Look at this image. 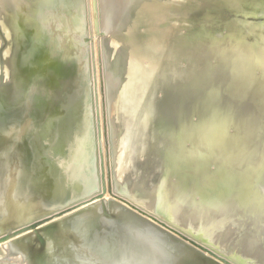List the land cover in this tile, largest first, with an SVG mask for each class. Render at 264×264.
<instances>
[{
	"label": "rangeland",
	"instance_id": "1",
	"mask_svg": "<svg viewBox=\"0 0 264 264\" xmlns=\"http://www.w3.org/2000/svg\"><path fill=\"white\" fill-rule=\"evenodd\" d=\"M27 1L30 3V5H32L34 9L44 10L46 8L45 5L46 3L43 0L40 1L27 0ZM166 1L171 2L172 0H161L162 3H166ZM242 1H244L243 8L237 9L235 12L233 10L234 14L236 15L234 18L236 20H239L242 17L241 20H243L242 22H240L243 23V25L241 26V28L237 29V28H232L233 26H231L230 23L226 26L223 25L220 26V24L217 22L218 18L213 17L212 13L202 12L199 0H177L176 3L171 6V9H169L172 12H170V14H167L166 17H164L165 14L162 15L163 19L157 21L156 23H153V21L151 22L149 18L152 19L154 17V19L157 20L158 18L161 17L158 15V12L155 17V15H151V16L147 15L146 10L147 8H151L155 10L157 5V0H98L97 5L94 0H91L90 1L91 8L85 3L84 0H64V1L56 0L53 3L55 4V6L53 5L54 6L53 8H56V10H60V11L66 9L69 12L74 13L76 16L75 28L69 29L68 31L60 30V41L61 43H64L66 47L64 46V48L62 49L63 51H61L59 54V60H60L59 70L57 71L56 76H53V78L50 77L49 79H43V80L40 77L37 78V76L34 75L25 76V74L28 72L25 71L24 72L25 74H22V77H20L18 83L16 84H14L13 82L10 83L7 76V74L10 73V67L8 65L9 63L8 52L10 51L13 45L12 35L13 37L17 35L20 37L22 36V33L20 32L15 35L17 29H12L11 25L13 24V20L8 17V14L2 15L0 12V28H1L0 30L2 34H5L7 36L6 38L8 39L6 41L7 43L0 40V91L3 93V95H7L8 97L10 95L11 97H13L12 93L18 91V88L23 84V82H28V81L33 86H35L36 89L42 90L45 95H48L47 89L53 87L55 88L56 91L62 90L64 85L66 86L69 82L70 83L75 82V86H77L80 92L79 100L77 99L75 108H73L75 110L74 115L76 118V123H75L76 130L72 138L75 144V148H79L78 159H80V163L86 164L87 167V169L83 167L84 171L86 172V174H83V176L86 179V181L84 182V186L86 188H92L90 190L91 193L90 197H92L91 198L92 201H89L88 204L83 205L81 207L84 208L87 206L91 207L86 212V214L87 216H92L88 220L91 223L93 221L95 225L92 224V226H96L97 224L96 233H99L98 231H100V229L98 227L99 221L96 220L95 218L100 217L105 219L109 217L111 220L114 221L118 220L117 219L118 211L117 209H115L116 206H114L113 202L119 200H117L115 197L112 196V194L109 193V190L111 189L113 194L121 197H125L130 202L139 205L146 213L166 222L172 228L176 229L177 231H179L189 239H192L197 243L201 244L202 246H204V248H206L216 256L218 255L220 256V258L224 257L232 264H258L255 262V259L251 261L248 259V257L245 256V254L247 253L246 250L236 253L233 248V245L237 243V240L240 239V236L237 235V233H234L235 225H239V222H236V220L238 219L244 222V224H247L253 218V214L247 213V215L244 218H238L235 214H232L230 218L232 220L227 221L229 218L226 217L225 216L226 214L224 213L226 212L228 214L227 210H229V212H232L231 208L227 209L228 207L224 206L222 208V211L216 209L217 207L214 201L211 199L212 197L210 196L209 198L207 194L203 193L202 189H198V185H199L198 183L201 182V179L197 177V174L196 175L193 174L192 177H190L188 181H186L187 185L184 180L181 182L184 189L180 191L175 189L176 186L178 187V185L180 187L181 185L180 181L182 176L183 175L185 176V174L186 175L189 174L191 170L189 169L188 172L185 169V171L181 175L179 174V171L181 169H177L178 167H180L179 164L176 166V168L171 169L174 166L172 163L177 161V156L174 153L175 151L174 149H176V147L178 146L176 141H174L173 143L176 144L177 146L176 147L173 146V148L172 147L169 148L170 152L172 153L171 156L167 152H165V147L164 149H162L161 144H158V149L160 150V152L156 151L157 156L166 159L165 163L161 164V167L165 168L168 171L172 180L169 177H165V176L164 178L167 179L162 178L161 177L162 173L161 175H158L156 178L153 176L143 178L142 176H144V174H142L143 173L142 171H141L142 176L138 175L139 177H135V180H131V178L129 177V175L130 174L132 175L134 172L138 174L137 170L132 169L133 166H137L139 170H142V167L144 169L145 167L154 164L155 161L156 162L158 161V160H154V162H152L151 164L144 166V163H146L144 160V155L140 154L139 157H137V155L135 157L132 156L134 162L127 160L126 163H122L119 155L120 152L117 148L118 138L113 128L112 117L114 120L116 121L118 120L117 122H119L120 124L123 123V126H127V128H129L128 120L122 121L121 118L122 117L121 114L122 112H124V109L122 111L121 103L124 105V102L121 99L122 96L120 95V90H123L124 91L123 96L128 99L131 98V102H132V103H127V106L125 105L126 108L125 110L127 112L125 111L126 114L123 113V115L124 114L127 115L128 112L131 111L129 112L130 114L135 113L132 116L133 118L135 119L136 118L139 119V117L141 118L140 122L141 120L143 122L146 120L150 121L151 119L150 118V114H152L151 112L139 110V106L136 104V101L133 98L135 94L133 89H131L133 86L131 85L129 86V84L127 85V82H125L126 77L128 78L130 77L129 79L132 78V80L135 78H138L140 80L141 75H144L146 73V70L142 69L144 68V63L142 62V56L140 57V54L136 53V57L138 60L131 61L128 64L130 72L131 70H134V72L130 73V75L126 77L122 76L121 81L115 82L117 86L116 87L117 99L115 100L117 105L114 107L113 112L110 110V104L106 103V98L109 97L108 96L109 92H106V89L104 87L105 83H107L106 79L109 76L108 66L110 65V61H109L110 56L117 53V50L119 51L120 48L118 47V45L121 43V40L126 36L127 37L129 36V38L131 37V39L133 38L134 40H137V38L141 34H145L147 33L146 31L149 30L150 31L152 30V33L158 34V36H160L159 41L163 43V46L159 47L160 49H158L157 47V49L154 50V55H155L154 59L156 60H154L155 63L153 65H155V67L157 68L161 67V69H165L162 66L164 65V62L165 61L170 62L167 64L166 69L169 73L171 74L173 73L174 75L177 74L179 68L180 69L183 68L186 64L185 51L191 49L192 45H190V42H192L193 44L195 43L194 44L195 46H193L195 47V49L192 50V53L195 52V54H199V57L203 58L204 60L203 63L205 65H202V69L200 68L193 70V72L191 73V79L193 80H196L195 76L198 74L197 72L199 70L203 73L206 71V68L209 70L211 69V71L214 70V68L217 67L219 68L221 64L217 62L216 58H218V56L220 55H222L224 58L223 64L227 65L226 64L227 62H229L230 60L232 61L234 58L238 56L236 53L237 50L235 49H238L239 51H242V53L246 54V51H243V46L240 44V41H243L242 33L245 34V30H246L242 28L250 26L253 29H258L260 30L259 33L260 34L262 33L260 37L263 36L264 38V20H263L264 0H260L259 4L255 0H242ZM202 2L204 1L202 0L201 3ZM107 4H110L111 10L108 9ZM228 4H231L232 6L235 5L234 2H231L229 0H226V2L223 3V5H227V6ZM237 6L240 7L239 5ZM238 10H239V14L237 13ZM105 14L108 15L105 16ZM228 15H232V13L230 12L228 13ZM86 16H89L88 21ZM107 17L108 19H106ZM208 17L211 19V21L208 20ZM211 17H213V19L216 21L215 25L217 26L212 24L213 22ZM259 19L262 20L260 21ZM113 21H114L113 25L108 24L109 22H113ZM256 21L259 23H257ZM194 22L197 23L195 24V27L193 26ZM123 25L125 26L130 25L131 29L130 28L127 29ZM122 26L124 27L123 29H121ZM168 27H171L170 29L171 31L164 32L163 34H159L160 30L168 29ZM8 28L10 29L11 33L9 32ZM56 31H59V29H57ZM9 33H10V37L8 36ZM156 37L157 36L155 35V38ZM201 37H202V41H204L203 39L206 38L208 44H204V46L207 45L208 47L205 46V48H203L197 46L198 42H200L201 40L200 39ZM226 47H229L232 50L234 49L235 52H232L231 49H227ZM147 50L149 49H144L145 53L144 52L143 53L146 54L148 52ZM253 53H257V52L253 51ZM261 56L262 55H259L261 62L259 61V63H257L256 66V74H258V76L262 74L264 75V64L262 63L264 59ZM150 61L151 58L144 60L146 65H149ZM191 62H194V60L193 61L191 60ZM72 65H75L76 70L71 68ZM133 66H137L138 70L137 69L135 70L136 67ZM157 72L150 71L148 72L149 74L146 73V75L142 78L141 82H144L143 83L144 84L143 87L145 90L144 94L148 98L157 97L155 98L156 102H158L157 99L162 101L167 98L168 100H165V102L168 103V105H170L171 101L172 100L174 101L175 99L172 98L171 93L169 92L170 91L168 88L170 85L169 83H171V87L174 89H176V87L178 88L179 86L180 87L178 88L179 90H183V88L185 89L186 84L185 86L184 84H182L181 87L179 84L177 86L175 85L176 84L174 83L176 82L175 80L174 81L165 80L166 82L164 84L158 85L159 76ZM160 75H162L161 72ZM227 78H230V76H227ZM207 80L208 79L204 80L205 82L203 81V85L205 86L207 85L208 87V83H209V88L208 91H206V93L210 94L212 98L216 94H218L219 96L220 95L223 96L226 93L225 92L226 90L228 92L230 90L226 84H224L226 87L225 90L223 88L224 85H220V83L217 84L213 82V80L210 82H208ZM250 82L252 83L251 78H250ZM45 85L47 87L49 85L50 86L49 88L46 89ZM214 92L215 95H213ZM263 92H264V86L258 91V98L253 99L252 101L254 102L250 103L251 108H254L257 111H259L261 118L258 123L260 128L259 139L257 141H252L253 145L255 143V146L253 147V150H250L251 152L249 154H247L248 152L246 151V145L243 144L238 145L236 143L237 140L236 135H238L237 134L238 129L233 124H231L233 123L232 119L230 120L229 118L224 119L223 115L221 114L216 115V118L212 122L213 123L212 127L213 128L225 127L223 128V132H225L224 135L225 134L226 135L223 138H220L221 137L220 136L217 139L216 138L209 139V141L212 142V147L211 148L206 147L202 150L204 153H206L205 156H207L208 159L212 160V165L214 166L213 170L219 171V173H222L224 171L223 167L218 163L216 159H212L210 157L220 156L223 157V159L225 158L227 160L229 159V161H231L234 164L236 163L235 165L236 171L240 173L241 176L238 180V184H237L238 187H236L238 189L237 191L240 192V195L237 194L238 192H235L234 196L244 197V200L246 198L248 199L252 197H257L260 199L259 201L262 204L264 200V190L263 192L259 193V191L257 192L256 189H252V188L249 189V187H252L253 182L254 183L257 182L253 186V188L256 187L262 177L257 176V178L253 181L250 179V177L247 174H249V171L254 169L255 165L259 164V162H262L264 164L263 162L264 161V102H263L264 95H262L264 94ZM215 97L212 99L214 104H211V106L218 109L225 108V106L222 105L221 101L219 100L217 102L215 101L216 100ZM128 99L127 102H129ZM177 102H180V99L177 100ZM177 102H175L174 107L178 106ZM50 107H51L50 109L51 111H49V113L43 112L41 114L42 121L45 118H47L48 115H51L49 118L54 119V117L60 118V116L63 117V115L66 114L64 107L61 106L60 99H58L56 95L54 96V99ZM127 108H129L128 109L129 111L127 110ZM134 108L136 109L134 110ZM137 112H140V114H137ZM173 112L174 111L172 110L171 113L168 114V116L173 114ZM25 114L27 117L30 118L29 120H33L34 117L39 116V113L34 109H32L31 111H27V113ZM25 114L23 112L22 113L20 112V114L17 116L18 119L23 118ZM194 115L195 114H193V117L199 116V114L195 116ZM116 116H118V119L116 118ZM174 123L177 124L178 122H174ZM159 124L160 123L157 122L155 124V128L158 127ZM161 131L163 132V130L157 132L159 134H162ZM138 132L139 133L136 136L139 139L138 141H140V147L139 149L137 148V150L140 151L142 148L141 139L145 140L147 136V130L143 128L142 123L139 126ZM148 132L149 134L151 133V131ZM185 142H186L184 143L185 145L191 146L189 141H185ZM53 144L54 145L52 146L48 145L47 149L45 150L48 151L49 153L56 154L58 157H59V153L62 154L63 156L68 153L69 147L63 145V143L60 144V140L55 141ZM168 144L170 145V143ZM191 148L192 147L185 150L187 152V155L183 156L184 163L186 162L185 164L189 162L190 157L192 155V153L188 151L191 150ZM82 149L84 152L82 151ZM166 153L167 155L165 156ZM199 155L202 154L200 153ZM237 159L242 160V162L240 161L237 162L238 161ZM247 160L249 161V163L247 162ZM34 162H37V160L36 161L34 160ZM135 162L139 164L134 165ZM199 164L201 166L203 163H199ZM122 170H126V171L123 172ZM153 172L154 171L150 173L152 174ZM191 172L193 173V171ZM123 173H126L128 179L131 180L132 183L125 182L126 180L122 176ZM6 182L3 186H0L3 188V190L4 188L6 189L4 192H0V197L6 196L9 201L11 202L15 201L14 203L19 204L20 201H16L17 199H19L17 198L18 196L15 197L16 200L15 199L11 200L12 189L6 187L7 186ZM80 188L81 191L84 190L83 186ZM0 190L2 191V189ZM185 190H187L191 199V203L189 206H184L180 204L181 202L179 198H181L180 196L182 193L185 192ZM90 197H86V199ZM164 199L168 201H165ZM244 200L240 199V202ZM184 201L187 202L188 200L184 199ZM205 201H206V206L204 205ZM244 203H246V200L244 201ZM239 205L240 204L238 203L237 206ZM244 205L245 204L240 205L237 208V210L240 211L241 209L243 210L245 208ZM5 207L3 210L4 213H7L11 218L13 215H11L8 207L7 206ZM177 208H181V211L178 210L179 211L178 212ZM258 208L259 209H256L254 211V216L261 217V215L264 213L263 212L264 210L261 207V205H259ZM96 210L98 211L99 216H97ZM257 212L259 213V215ZM108 213L110 216H108ZM220 214L222 215L218 216ZM216 215L219 218H217ZM144 217L147 218L148 221H151L152 223L158 226V222L154 221L148 215H144ZM220 220L222 223L220 222ZM2 221L3 220L0 221L1 222L0 237H5L9 232L13 230H9L7 229V227L3 226L4 223ZM228 222H230V224H228ZM46 224L47 223H45V225ZM135 226L136 225L134 224L130 225L124 231L117 226V228L119 229L114 230L113 231L114 234L111 233V235H114L119 238H120L119 235L122 234L125 235L124 238L127 239L122 242L130 241V243L127 242L125 249H123V246L120 245L114 249L112 248V250L111 249L108 250L107 247H105L104 245H102L100 241H98V244L90 245L89 247L90 253L88 255L77 254L76 256H72L73 252L71 251L70 248V244H71L70 242L73 239L71 235L73 234L72 231H76L77 229H79L77 228V225L73 224L68 228L67 227L64 228L57 223L54 229L51 230L47 229L45 231V233L51 232V234L49 235L44 234V238H45L44 242L40 241L37 234H35L34 230H29L27 231L28 233H26L29 235L25 243L21 246L20 251L16 254L19 257V259L18 257L14 259L15 262H18V264H216L218 262L219 264H227L224 261L214 257L210 252L201 250L200 248L191 244L186 239H183L180 235L170 230V232L172 233L171 234L170 232H168V229L162 225L159 226L165 229V231L167 229V232L169 233L167 237L164 236L159 237L158 234H156L154 239L149 238L146 239L147 241L145 240V238L135 239L133 233L134 232L138 233ZM255 230H256L255 234L257 233L260 237L257 234L253 235L252 236L254 237L253 240H255L254 243L264 247V242L260 240L262 239L261 235L264 234V222L257 223ZM137 233L136 235H138ZM133 238L135 240H133ZM136 238H140V237H136ZM257 239L260 242H262V244L258 243ZM10 240H13V238H8L6 240L0 241V247L4 244L6 245V243ZM85 241H87L88 243V240L85 239ZM122 242H118V243H122ZM76 246L77 245H75L73 248H76ZM131 246H133L135 249L132 248ZM66 247L69 250L67 249L65 250ZM259 257H260V264H264V256L260 255ZM206 258L211 259L213 263H210V261L208 262Z\"/></svg>",
	"mask_w": 264,
	"mask_h": 264
},
{
	"label": "water",
	"instance_id": "2",
	"mask_svg": "<svg viewBox=\"0 0 264 264\" xmlns=\"http://www.w3.org/2000/svg\"><path fill=\"white\" fill-rule=\"evenodd\" d=\"M61 1V0H60ZM64 1V0H62ZM85 3L90 6L91 8V0H84ZM97 5L98 0H94ZM46 8L43 10H37L30 5V3L27 0H9L8 2H0V12L2 15L8 14L9 11L12 12L11 19L13 20L12 29H23L21 30L22 36L18 38H13L12 35V48L8 52V65L10 67V73L7 74L8 79L10 83H18V80L20 77H22V74H24L25 71H28L25 76H37L43 79H49L50 77L53 78V76H56L57 71L60 67V60H59V54L62 49L64 48V43H61L60 41V30L62 31H68L69 29L75 28V21L76 16L74 13L69 12L68 10L64 9L62 11L56 10V8H53L55 4L50 2H45ZM54 5V6H53ZM51 7V8H49ZM107 7L109 10H111L110 4H107ZM90 16V15H89ZM89 16H86L87 21L89 20ZM161 16V15H159ZM167 14H165L164 17H166ZM70 19L72 24L69 25V23H65V18ZM156 17V15H155ZM2 18V17H1ZM27 18L30 19V21H27ZM31 18L33 20H31ZM3 19V18H2ZM112 20V19H111ZM149 20L153 23H156V20L154 17L152 19L149 18ZM113 22H109V25H113ZM152 23V24H153ZM60 24V25H59ZM151 24V23H150ZM125 26V25H123ZM121 27L123 29L124 27ZM66 27V28H65ZM127 29H131V26L126 25ZM1 29V28H0ZM59 29V31H56ZM168 29H171V27H168ZM9 32L11 33L10 29L8 28ZM27 30V32H26ZM147 33L150 31H146ZM9 33V37H10ZM106 34V33H105ZM28 37H27V36ZM107 35V34H106ZM158 36V34H155ZM149 36V35H148ZM5 34H2L0 30V40L6 42L8 39ZM160 36L155 38V42L150 44L149 50L146 54L141 55L142 56V62L144 63V70H146V73L150 71H158L157 74L159 75V83L164 84L165 80H172L176 81L174 83L176 84H186V88L183 90H178L177 88L174 89L171 87V83H169V92L171 93V96L175 101L180 99V102L178 103L177 107H174L173 103L168 105V103L165 102V100H168L167 98L165 100L160 101L158 100V106L155 107L152 111H148L145 109V111L151 112L150 114V121L146 120L143 121L141 118H133L132 116L135 114H130L129 111L127 115H125V105L127 106V103H132L131 98H125L123 96L124 91L120 90V95L122 96L121 99L124 102V105L121 103L122 111L124 109V112H122V121L128 120L130 128H123V133H119V130L115 129V133L118 138V150L120 152V160L123 161L125 159H129L131 162H134L132 156L139 157L140 154L144 155V160L146 163L145 165H149L151 163L149 160H158L159 156H155L157 153L156 151L160 152L158 149V144H161L162 149L165 147V152L172 146H170L168 143L171 141H176L178 146L176 149H174V153L177 156V161L173 162L174 165L171 169L176 168V166L179 164L180 167L177 169H181L179 171V174L182 175V173L185 171V169L190 173L183 175L180 181L184 180L186 185L188 179L192 177L193 174H197V177L201 179V182L198 184V189H202L204 194H207L208 196H211L212 200L216 204V209H219L222 211V208L224 206H227L228 209L231 208L232 212H228L229 219L227 221H231V215L235 213V215L238 214L240 210H237V208L245 204L244 207L247 204V198L246 203L244 201H237V198L240 196L235 197L234 193L238 192L237 194L240 195V192L237 191L238 189L236 187L238 184V180L241 177L240 173L236 171V163H232L231 161L227 160L226 158L223 159V157H210L212 159H216L218 163L223 167V172L219 173V171L213 170L214 166L212 165V160L208 159L206 153H204L202 150L206 147H212V142L209 141L211 138H219L222 136L223 128L222 127H212V122L216 118V115L221 114L223 115L224 119L229 118L232 119V124L236 127L235 120L242 119V113L249 114V116L253 115L255 116V123L254 125H250L252 121L244 123V126H241L237 130V140L236 143L246 145V151L249 154L255 146V143L253 145L252 141H257L259 139V121H260V113L256 109H252L250 103L254 102L253 99L258 98V91L260 90H251L250 89V76L253 73L250 69V60H246L244 55H248L247 53H242V51L237 50V56L236 60H230L227 62V65H223L220 63L219 59H217V62L221 64L219 68H214V70L211 71V69H207L205 72H201L200 70L197 72L196 80L191 79V73L193 70L200 69L202 66L205 65L203 63V58L197 56V54L192 53V50L195 49V46L192 42H190V45H192L191 49L185 51L186 55V64L183 68H179L177 71V74H168L167 71V64L170 62L165 61L164 65H162L165 69H161L155 67L153 65L155 62L154 60V50L160 49L159 47L163 46V43L159 41ZM16 40V42H15ZM264 40V39H263ZM150 43L149 41H147ZM204 42V41H203ZM7 43V42H6ZM197 44V43H196ZM201 44V43H200ZM199 44V45H200ZM66 47V46H65ZM200 47L205 48L204 45H201ZM121 48V47H119ZM199 48V47H198ZM227 49H231L229 47H226ZM200 49V48H199ZM232 50V49H231ZM233 49L232 52H235ZM160 51V50H158ZM235 53V54H236ZM214 57V56H213ZM149 65H146L144 60L150 59ZM122 59V57H118L117 60ZM191 60L194 62H191ZM118 62V61H117ZM114 70L120 69V66L118 63L113 64L111 63L108 66L109 70V77L112 75L118 73ZM75 65H72L71 68L76 70ZM135 70L137 69V66ZM140 67V65H139ZM70 68V69H71ZM161 69V70H159ZM113 70V71H112ZM163 70V72H162ZM134 71V70H131ZM160 72L162 75H160ZM181 72V73H180ZM184 72V74H183ZM247 72V74L245 73ZM114 73V74H113ZM141 75V79L135 78L132 80L126 77L127 84L133 86L131 89H133L134 92L137 93L136 97L144 96L145 90L143 87L142 78L146 75ZM179 73V74H178ZM222 75H221V74ZM254 75H257L256 72ZM227 76H230V78H227ZM262 76H264L262 74ZM206 77V78H204ZM258 77V76H256ZM208 79L207 81L210 82L213 80V82L220 85L226 84L229 87V92L226 90L225 85L223 88L226 90L225 94L223 96H219L216 94L214 97L216 98V102L219 100L222 102V105L225 106L223 109L214 108L211 106V104H214L212 99V96L210 94H207L206 91H208L207 85H203V81ZM119 80V79H118ZM179 80V82H178ZM224 80V83H223ZM60 81V80H59ZM257 81V79H256ZM205 82V81H204ZM157 85V86H158ZM105 89L106 92H109L108 85L105 83ZM163 87V86H161ZM241 87V89H239ZM49 88V87H48ZM48 95H45L42 90L36 89L35 86H33L31 83L23 82V84L18 88V91L15 93H12L11 97L7 95H3V93L0 91V146H2L4 142L11 143L12 150H16L18 148H22V150H25L28 154L27 157H24L21 161L25 164L27 162V170L25 173L21 172L18 174L17 178V186L21 189L19 198L20 200H26L27 206L22 209L24 214L19 212L17 210V205L14 203L15 201H10L9 204H4L8 207L9 211L12 213V217H20L22 216V219L25 217V221L23 223L14 224L13 222H7L9 221V215L7 213H4L2 215V222L4 223L3 226L7 227L9 230H13L9 232L5 237H0V241L6 240L8 238H17L24 233H26L29 230H34L35 234H37L40 241H45L44 234L47 229L51 230L54 229L55 225L58 223L62 227L65 226V224H68L67 228L72 226L73 224L79 223L78 221L82 220V223L86 224V221L88 218L92 216H87L86 212L91 208L89 206L87 207H81L83 205L88 204L89 201H92V197H90L91 193L90 190L92 188H86L84 186V182L86 181L83 174H86L84 171V168L87 169L86 164L80 163V159H78V153L79 148H75V144L73 141V135L75 134L76 130V118H75V108L77 99L79 100L80 92L75 86V82L68 83L66 86L64 85L62 90L56 91L55 88L51 87L47 89ZM56 91V92H55ZM60 99L61 106L64 107V110L66 114L60 116V118L51 119L49 118L51 115H48L47 118H45L42 121V113L51 111V103L54 99L55 95ZM215 94V93H214ZM3 95V96H2ZM107 95V94H106ZM110 95V94H109ZM108 95V96H109ZM112 97L106 98V103L110 104V110L112 111V104L117 99L115 97L116 94L112 92ZM115 96V97H114ZM129 96V95H128ZM9 98V99H8ZM113 102H112V100ZM157 98V97H155ZM127 99L129 102H127ZM10 100V103H9ZM108 100V101H107ZM246 100L247 102V108L244 109L241 112V102ZM34 109L39 113L38 117H34L33 120H29L30 118L26 116L25 113L27 111H31ZM133 109V108H132ZM136 108H134L135 110ZM185 109L186 112L185 113ZM109 110V111H110ZM174 111L173 114L168 116L171 111ZM177 110V111H176ZM20 112L24 113L23 118L18 119V115ZM68 112V114H67ZM113 112V111H112ZM127 112V111H126ZM123 113H125L123 115ZM187 114L186 116L184 115ZM193 114L199 116L193 117ZM30 116V113H29ZM175 117V118H174ZM185 117V119H184ZM258 118V119H257ZM51 119V120H50ZM173 119H177L174 123ZM136 120V123L135 121ZM257 120V122H256ZM109 121V119H108ZM138 122V123H137ZM159 122L160 124L158 127L155 128V124ZM142 123L143 128L147 130V136L145 140H142L144 142V146H141V150L138 151L140 147V141H138V137L136 136L138 133V126ZM174 129L168 130L169 128ZM163 130L162 136L159 135V133L156 131V129ZM74 129V130H73ZM119 129V128H118ZM73 130V131H72ZM121 130V129H120ZM167 130V134H164ZM241 130V131H240ZM148 131H151V135ZM189 132L192 133L189 136ZM240 133V134H239ZM256 139V140H254ZM60 140V144L63 143V145L68 146V153L66 155H62L59 153V157L56 154L49 153L45 149H47V146L54 145L53 143L55 141ZM4 141V142H3ZM156 141V142H155ZM185 141H189L191 146L185 145ZM18 144V145H17ZM143 145V144H142ZM192 153L190 160L187 164L184 163L183 156L187 155L186 149ZM1 148V147H0ZM83 151V149H82ZM173 151V150H171ZM170 152V149L168 150ZM198 152V153H197ZM23 153V152H22ZM202 155H199V154ZM134 154V155H133ZM146 154V157H145ZM204 154V155H203ZM14 154L12 153V156ZM132 155V156H131ZM6 156H0V163L2 161H7ZM40 156V158H39ZM147 158V159H146ZM153 158V159H152ZM34 160L37 162H34ZM136 160V159H135ZM242 162V160H238L237 162ZM142 163V162H141ZM199 163H203L202 167ZM139 163L135 162L134 165H137ZM21 165V163H20ZM122 165V164H121ZM153 164L145 167L142 170H139L137 166H133V170H137L138 174L134 172L132 175L130 174L129 177L131 180H135V177L142 176L141 171L144 174V177L153 176V173L151 170H153L152 167ZM252 165V164H251ZM13 166V165H12ZM22 169L24 165H21ZM84 167V168H83ZM216 169V168H215ZM6 168L0 164V178L7 179L6 187L11 188L9 181L10 179L7 178L6 175ZM125 172L126 170H122ZM193 171V173L191 172ZM248 175L251 177L252 175H256L258 177H262L264 179V164L262 162H259V164H256L254 169L249 171ZM260 174V175H259ZM139 175V176H138ZM166 176L163 174L161 176L162 178ZM240 176V177H239ZM185 177V178H183ZM214 182H220V185L218 187L213 186ZM178 185V182H177ZM213 187H212V186ZM25 186V187H23ZM84 187V190L81 191L80 187ZM25 189V190H23ZM176 190L180 191L184 189L183 185L181 184L180 187L175 188ZM186 189V188H185ZM77 190L78 193H74V191ZM85 191V193H84ZM87 191V192H86ZM106 191V190H104ZM109 193L112 194L113 197H115L117 200L116 202H113L114 206H120L123 210L127 211V213L133 218H136L137 220H143L145 222L144 227L148 229V231L151 229L154 231L155 234H158L159 237H167L169 234L168 232L173 231L176 234L180 235L183 239H186L194 246L200 248L201 250L210 252L204 246L197 243L196 241L189 239L176 229L172 228L170 225H168L166 222L146 213L139 205H136L132 202H130L125 197H121L118 195L113 194L111 189L109 190ZM218 193L221 195H228L229 197H226V200L220 199L221 196L218 198ZM261 193V192H259ZM80 194V195H79ZM76 195H79L78 197H74ZM90 197L86 199V197ZM187 196V197H186ZM232 200H231V198ZM180 204L184 206H189L191 203L190 196L185 190L184 193L180 196ZM186 197V198H185ZM83 198V199H82ZM188 200L187 202L184 201ZM234 199V200H233ZM242 200V197H240ZM238 203L240 204L239 206ZM259 204L262 205V203L259 202ZM3 205V207H4ZM127 205V206H126ZM255 205V202L253 203ZM259 206V205H258ZM264 206V205H263ZM6 208V207H5ZM255 211V210H254ZM81 213H84L82 215ZM1 214V213H0ZM27 214V215H25ZM70 215V216H69ZM82 215V216H79ZM144 215H148L150 218H152L154 221L158 222V226L151 221H148L147 218L144 217ZM84 216V217H83ZM60 217V219H59ZM63 217V218H62ZM80 219L76 220L74 219ZM5 218V219H4ZM10 218V219H11ZM85 218V219H84ZM253 218H258V220H261V217L254 216L253 212ZM58 219V220H55ZM54 220V221H53ZM49 222V223H48ZM1 223V222H0ZM45 223H47L45 225ZM77 228H78V224ZM159 225L164 226L167 229L161 228ZM11 226V227H9ZM93 228V226H92ZM4 229V228H3ZM89 227L85 229V233ZM119 229V228H117ZM5 230V229H4ZM93 231V229H92ZM94 232V231H93ZM72 241H77V230L72 232ZM137 233V232H136ZM134 232L135 239H144L146 236L142 233H137L136 235ZM171 233V232H170ZM253 235H256L255 232H253ZM47 234V233H46ZM48 234H51L48 233ZM89 234V233H88ZM111 234V233H110ZM172 234V233H171ZM90 235V234H89ZM111 236V235H110ZM116 237V236H115ZM140 237V238H136ZM98 238V237H97ZM93 234L90 235V240H96L97 239ZM155 238V237H154ZM152 238V239H154ZM174 238V237H173ZM85 239V238H84ZM164 239V238H163ZM89 240V242H90ZM79 241V239H78ZM87 243V241H85ZM263 242V241H262ZM76 248L78 251H76V248H73L75 246L72 244L70 245L72 256H76L77 254H84L83 251L85 249L80 248L79 243L76 244ZM252 245H249L250 248H252ZM115 246L118 247V242L115 243ZM90 245L86 246L87 249H89ZM69 250L67 247L65 250ZM107 250V249H106ZM261 251L264 250L260 249ZM108 251V250H107ZM214 257L224 261L227 264H232L230 261H228L226 258H220V256H216L212 252H210ZM208 262L213 263L211 259L206 258ZM216 264H219L216 263Z\"/></svg>",
	"mask_w": 264,
	"mask_h": 264
},
{
	"label": "bare ground",
	"instance_id": "3",
	"mask_svg": "<svg viewBox=\"0 0 264 264\" xmlns=\"http://www.w3.org/2000/svg\"><path fill=\"white\" fill-rule=\"evenodd\" d=\"M1 1H3V2H8L9 0H0V2ZM37 1V0H36ZM36 1H34V2H36ZM40 1V0H39ZM43 1H45V2H50V3H54L56 0H43ZM59 1V0H58ZM173 1V2H172ZM171 2L169 1V2H167L166 1V3H162L161 2V0H157V5H156V8H155V10H153V9H151V8H147V10H146V13H147V15H157V12H158V15H161V17L160 18H158L157 20H156V22L157 21H160L161 19H163V17H162V15H164V14H170V12H172L171 10H169V9H171V6L172 5H174L175 3H176V1L177 0H172ZM200 2V6H201V9H202V12H209V13H212L213 14V17H217L218 19H217V22L220 24V26H226V25H228L229 23L231 24V26H233L232 28H241V26L243 25V23H240V22H242L243 20H241V18L239 19V20H236L234 17L236 16L235 14H234V12L237 10V9H240V8H243V2L244 1H242V0H229V1H231V2H234L235 3V5H231V4H228V6L227 5H223V3L224 2H226V0H203L204 2H202L201 3V1L202 0H199ZM241 1H242V3H241ZM255 1H257L258 2V4H259V2H260V0L258 1V0H255ZM208 2V3H207ZM249 2V1H248ZM256 2V3H257ZM263 2V1H262ZM155 4V3H154ZM247 4H250V3H247ZM237 5H239L240 7H238ZM245 5H246V3H245ZM233 10H234V12H233ZM252 10V9H251ZM232 13V15H228V13ZM237 13L239 14V10L237 11ZM242 14H243V12H242ZM108 14H105V16H107ZM11 16H12V12L11 11H9V13H8V17L11 19ZM119 16V15H118ZM159 17V16H158ZM213 17H211L212 18V24H214L215 25V23H216V21L213 19ZM65 18V17H64ZM106 19H108V17L106 18ZM31 20H33L32 18H31ZM65 20H66V22L65 23H69V25L70 24H72V22L70 21V19H67V18H65ZM208 20H210L211 21V19L208 17ZM260 20V19H259ZM262 20V19H261ZM260 20V21H261ZM264 20V19H263ZM27 21H30V19H28L27 18ZM257 22V21H256ZM257 23H259V22H257ZM195 24H197L196 22H194V24H193V26L195 27ZM60 25V24H59ZM215 26H217V25H215ZM66 28V27H65ZM242 29H246L245 30V34L244 33H242V38H243V41H240V44L243 46V51H246V53L248 54V55H244V57H245V59L247 60H250V69L252 70V74H251V76H250V78H251V80H252V83L250 84L251 86H250V89L253 91V90H259V89H261L263 86H264V76H262V75H259L258 76V74L257 75H254V73L256 72V66H257V63H259V61H260V57H259V55H262L261 57L264 59V38H263V36L262 37H260L261 35H262V33L260 34L259 32H260V30H258V29H253V28H251L250 26H247V27H244V28H242ZM21 30H23V29H17L16 30V33H15V35L16 34H18V33H20L21 32ZM150 31V30H149ZM169 31H171L170 29H163V30H160V33L159 34H163L164 32H169ZM213 31V30H212ZM26 32H27V30H26ZM62 32V31H61ZM109 32V31H108ZM22 33V32H21ZM28 33V32H27ZM116 33V32H115ZM259 33V34H258ZM149 35V36H148ZM27 36V35H26ZM157 36V35H156ZM162 36V35H161ZM188 36V35H187ZM190 36V35H189ZM19 36L17 35V36H14L13 38L15 39V38H18ZM28 37V36H27ZM158 37V36H157ZM188 38V37H187ZM201 40H200V42H198V45L197 46H201V45H204V44H208V42H207V40H206V38L205 39H203L204 40V42L202 41V37L200 38ZM119 40V39H118ZM147 41H149L150 43H148ZM15 42H16V40H15ZM153 42H155V33H152V30L150 31V32H148V33H145V34H141L138 38H137V40H134L133 38L131 39V37L129 38V36L127 37H125V38H123L122 40H121V43L118 45V47H122V48H120L119 49V51L117 50V53H115L114 55H111L110 56V64L111 63H113V64H116V63H118L119 64V66H120V69H119V71L118 70H114L115 69V66H114V68H112L115 72H118V73H116V74H114V75H112V73H111V77H107V79H106V81H107V85H108V90H109V96L110 97H112L111 96V94H112V92L113 93H115L116 94V91H117V86H116V83L115 82H119V81H121V79H122V76H128V75H130V73H133L134 71H131L130 72V70H129V67H128V64L131 62V61H136V60H138L137 59V57H136V53H139L140 54V57H141V55L142 54H144L145 52H144V49H149V46H150V44H152ZM201 43V44H200ZM82 44V43H81ZM116 44H117V42H116ZM115 44V45H116ZM195 44V43H194ZM200 44V45H199ZM111 45V44H110ZM205 46H207V45H205ZM113 47V46H112ZM208 47V46H207ZM112 50V49H111ZM253 51H256L257 53H253ZM144 52V53H143ZM199 54H197V56H198ZM122 57V59H120V60H117L118 59V57ZM217 59H219V61H220V63L221 64H223V62H224V58H223V56L222 55H220V56H218V58ZM234 60H236V58H234L233 59V61ZM118 61V62H117ZM261 62V61H260ZM262 63L264 64V61H262ZM224 65V64H223ZM202 66V65H201ZM218 68V67H217ZM201 69H202V67H201ZM112 70V71H113ZM138 70V69H137ZM163 71V70H162ZM258 72H259V70H258ZM246 74H247V72H245ZM25 74V73H24ZM168 74H169V72H168ZM179 74V73H178ZM29 76V75H28ZM159 76V75H158ZM256 76H258V77H256ZM132 77V76H131ZM253 77V78H252ZM59 78V77H58ZM130 78V77H129ZM119 79V80H118ZM256 79H257V81H256ZM178 82H179V80H178ZM62 83V82H61ZM50 84V83H49ZM182 84L183 83H181V87H182ZM128 85V84H127ZM176 86L178 85V84H175ZM46 86V85H45ZM50 86V85H49ZM48 86V87H49ZM57 86V85H56ZM130 86V85H129ZM128 86V87H129ZM175 86V87H176ZM184 86H185V84H184ZM47 86H46V89L48 88ZM177 88V87H176ZM178 88H180L179 86H178ZM177 88V89H178ZM184 89V88H183ZM239 89H241V87L239 88ZM179 90V89H178ZM215 93V92H214ZM264 93V92H263ZM213 95H215V94H213ZM262 95H264V94H262ZM137 96V93L135 92V94H134V100L136 101V104L139 106V110L140 111H145V109L146 110H148V111H152L153 109H155V107H157V102H156V99L155 98H148V97H146V95L144 94V96H139V97H136ZM260 96V95H259ZM115 97V96H114ZM116 98V97H115ZM260 98V97H259ZM170 99V98H169ZM111 100H112V98H111ZM258 100V99H257ZM263 100V99H262ZM112 102H113V100H112ZM175 102H177V101H171V104L173 103V105H175ZM264 102V101H263ZM114 104H112V111L114 110V107L117 105V103H116V101H114L113 102ZM139 103H140V105H139ZM246 103V104H245ZM261 104H262V102H261ZM259 105V104H258ZM247 108V102H246V100H244L243 102H241V107H240V109H241V112L244 110V109H246ZM258 108V107H257ZM222 109V108H221ZM252 109H254V108H252ZM185 113H187L186 112V109H185ZM184 113V115L186 116L187 114H185ZM137 114H140V112H137ZM139 117V116H138ZM222 117V116H221ZM88 118V117H87ZM116 118L118 119V116H116ZM140 118V117H139ZM110 119V118H109ZM184 119H185V117H184ZM258 119V118H257ZM112 120H113V128H114V130L115 129H117V130H119V133H123V128H126V126H123V123L122 124H120L119 122H117L116 120H114L113 119V117H112ZM176 120L177 119H173V121L174 122H176ZM135 121V123H136V120H134ZM250 121H252L251 122V124L250 125H254V123H255V116H253V115H251V116H249V114H248V112H247V114H245V113H242V119H238V120H235V123H236V125H237V129H239V128H241V126H244V123H247V122H250ZM140 122V121H139ZM256 122H257V120H256ZM138 123V122H137ZM179 123V122H178ZM261 123V122H260ZM227 124H228V122H227ZM230 124V123H229ZM232 124V123H231ZM140 126V125H139ZM139 126L137 127L138 128V131H139ZM223 126V125H222ZM119 128V129H118ZM129 128H130V126H129ZM223 128H225V127H223ZM121 129V130H120ZM160 130H161V128L160 129H156V131H158V132H160ZM168 130H172V131H174V129H173V127L172 128H169ZM241 131V130H240ZM139 133V132H138ZM137 133V134H138ZM161 133H163L162 131H161ZM224 133L225 132H223L222 133V136L220 137V138H223L225 135H224ZM165 134H167V130H166V132H165ZM190 134H192V133H190L189 132V136H190ZM233 134V133H232ZM150 135H151V133H150ZM160 136H162L161 134H159ZM152 136V135H151ZM261 139V138H260ZM175 141V140H174ZM174 141H171L170 142V145L172 146V148H173V146L174 147H176L177 145L176 144H174L173 142ZM4 142V141H3ZM186 143V142H185ZM261 143V142H260ZM3 145L2 146H0L1 148H0V156H5V155H7L6 156V160L7 161H5V163H4V161H2L0 164H2L5 168H6V175H7V178L8 179H10V180H8L9 181V184H10V187H11V189H12V196H11V200L12 199H15V197L16 196H18L19 197V194H20V191H21V189L17 186V178H18V174H20L21 172H23V173H25L26 172V170H27V162L25 163V164H23L24 163V161L22 162L21 160L23 159V158H25V157H27V159H28V154L26 153V151L25 150H22V148H18V149H16L15 151L14 150H12V145H11V143L9 142V143H7V142H4V143H2ZM142 146H144V142H142ZM258 144V143H257ZM18 145V144H17ZM241 145V144H240ZM260 145V144H259ZM258 145V146H259ZM81 146V145H80ZM243 146V145H242ZM257 146V145H256ZM239 147V146H238ZM50 148V147H49ZM256 149V148H255ZM252 150H253V148H252ZM50 151V150H49ZM23 152V153H22ZM84 152V151H83ZM12 153L14 154L13 156H12ZM167 153L171 156V152H168L167 151ZM167 153L165 154V156L167 155ZM24 154H25V157H24ZM235 154V153H234ZM236 154H239V153H236ZM83 155V154H82ZM80 156V155H79ZM132 156V155H131ZM155 156H157V153L155 154ZM215 156V155H214ZM218 157V156H217ZM220 157V156H219ZM171 158V157H170ZM249 158V157H248ZM86 159V158H85ZM85 159H84V161H85ZM153 159V158H152ZM263 159V158H262ZM87 160V159H86ZM89 160V159H88ZM127 160H129V159H125L124 161H123V163H126L127 162ZM229 160V159H228ZM238 160V159H237ZM249 160V159H248ZM247 160V162L249 163V161ZM251 160V159H250ZM150 161V163H152V162H154V159L153 160H149ZM165 161H166V159L165 158H161V157H159L158 158V161L156 162H154V164H153V170L152 171H154L153 172V175H154V177L156 178L158 175H161V173H162V176H163V174H165L166 176L165 177H169L171 180H172V178L170 177V175H169V173H168V171L165 169V168H162L161 167V164H163V163H165ZM91 162V161H90ZM264 162V161H263ZM20 163H21V165H24L23 166V169H22V166L20 165ZM186 163V162H185ZM246 164V163H245ZM13 165V166H12ZM244 165V164H243ZM202 166V165H201ZM203 168V167H202ZM253 170V169H252ZM98 171V170H97ZM96 171V172H97ZM98 174V173H97ZM168 174V175H167ZM118 175V174H117ZM247 175H250V174H247ZM94 176H96V175H94ZM122 176H123V178L126 180L125 182L126 183H132V181L131 180H129L128 179V177H127V175H126V173H123L122 174ZM121 176V177H122ZM120 177V178H121ZM240 177V176H239ZM94 178V177H93ZM164 178V177H163ZM257 178V176L255 175H252L251 177H250V179L251 180H255ZM92 179V178H91ZM164 179H167V178H164ZM95 180V179H94ZM259 180V179H258ZM257 180V181H258ZM7 181V179L5 178V179H0V186H3L4 184H5V182ZM121 181V180H120ZM155 181V180H154ZM264 179L263 178H261L260 179V181L258 182V184H257V186L256 187H254L253 188V186L257 183V182H253V185H252V187H249V189L250 188H252V189H256L257 190V192L259 191V192H263V190H264ZM143 182V181H142ZM167 182V181H166ZM7 183V182H6ZM146 183V182H145ZM168 184V183H167ZM170 185V184H169ZM198 185V184H197ZM220 185V182H214V185L213 186H215V187H218ZM195 186V185H194ZM212 186V185H211ZM212 186V187H213ZM221 186V185H220ZM23 187H25V186H23ZM156 187V186H155ZM177 187V186H176ZM196 187V186H195ZM141 188V187H140ZM0 189H2V191L0 190V192H4L6 189L4 188V190H3V188L2 187H0ZM129 189V188H128ZM171 189H172V187H171ZM23 190H25V189H23ZM160 190V189H159ZM165 190V189H164ZM163 190V191H164ZM168 190V189H167ZM128 191V190H127ZM161 191V190H160ZM174 191V190H173ZM148 192V191H147ZM177 192V191H176ZM7 193V192H6ZM5 193V194H6ZM74 193H78L77 192V190H75L74 191ZM162 193V192H161ZM167 193H168V191H167ZM173 193V192H172ZM4 194V193H3ZM164 194V193H163ZM80 195V194H79ZM79 195H76V196H74V197H78ZM139 195V194H138ZM222 195V196H221ZM219 194L218 193V198H219V196H221V198L220 199H223V200H226V197H229L228 195H224V196H226V197H224L223 196V194ZM144 196V195H143ZM165 196H167V195H165ZM4 196H1L0 197V221L3 219L2 218V215L4 214V213H2L3 212V210H4V207H5V205L4 204H9V200L7 199V197L5 196L4 198H3ZM209 198H210V196H209ZM230 198H231V196H230ZM169 199V198H168ZM242 199L244 200V197H242ZM16 200V199H15ZM165 200V199H164ZM163 200V201H164ZM176 200H177V198H176ZM207 200H209V199H207ZM231 200H232V198H231ZM240 200V197L239 198H237V201H239ZM246 200V199H245ZM260 199L259 198H257V197H252V198H248L247 199V204H246V206H245V208L242 210L241 209V211L240 212H238V214L236 215L238 218H244L246 215H247V213H251V214H253V212H254V210H256V209H259L258 208V205H260L259 204V201ZM16 201H20V203H19V205H18V203H17V210L19 211H21L23 214H24V212L22 211V209H24L26 206H27V204L28 203H26V200H20V199H17ZM165 201H168V200H165ZM174 202V201H173ZM255 202V205H253V203ZM263 202H264V200H263ZM170 203V202H169ZM261 203V202H260ZM121 204H124V203H121ZM3 205H4V207H3ZM204 205L206 206V201H205V203H204ZM264 205V204H263ZM262 205V208H263V210H264V206ZM127 206V205H126ZM178 206V205H177ZM207 206H208V204H207ZM115 209H117V211H118V220L117 221H114V220H111L109 217L108 218H100V217H98V218H95L96 220H98L99 221V225H98V227H99V229H100V231H98L99 233H96V227H97V224H96V226H93V231H92V224H94L93 223V221H92V223L91 222H89L88 220H89V218H88V220L86 221V224L85 223H83V224H81L82 223V220H80V219H76V217H74V219H76V220H80V221H78L79 223H76L75 222V225L76 224H78V228L79 229H77V241L76 240H74V241H71L70 243L71 244H74V245H76V244H78L79 243V246H81L80 248H82V249H85V251H83L84 252V254H86V255H88L89 253H90V250L89 249H87L86 248V246L88 245H96V244H98V241H100L101 243H102V245H104L105 247H107L108 248V250L109 249H111L112 250V248L114 249V248H116L117 246H115V243L116 242H122V241H124V240H126L127 238H124L125 237V235H119L120 236V238L119 237H115L114 235H111L110 233H112V234H114V230H116L117 229V226L120 228V229H122L123 231L124 230H126L127 229V227H129L130 225H136L135 227H136V229H137V231H138V233H140V234H144L145 236H146V238H145V240L146 239H151V238H154L155 236H156V234L154 233V231H152L151 229L148 231V229L147 228H145L144 227V225L143 224H145V222L143 221V220H137L136 218H133V216H131V215H129L128 213H127V211H125V210H123L120 206H116L115 207ZM114 209V210H115ZM228 209V208H227ZM176 210V209H175ZM181 211V208H177V211ZM225 210H226V208H225ZM19 211V212H20ZM97 211V210H96ZM178 211V212H179ZM207 211V210H206ZM228 212H229V210H227ZM8 212V211H7ZM20 212V213H21ZM100 212V211H99ZM224 212V211H223ZM264 212V211H263ZM11 213V212H10ZM96 213V212H95ZM176 213V212H175ZM258 213V212H257ZM82 215H84V213H81ZM172 214H174V213H172ZM216 214H218V213H216ZM224 214H227L226 212L224 213ZM235 214V213H234ZM264 214V213H263ZM261 215L262 216V218H261V220H258V219H255V218H252L251 219V221L250 222H248L247 224H244V222H242V221H240V220H236V222H239V225H235V227H234V233H237V235H239L240 236V239L239 240H237V243H235L234 245H233V248H234V251L237 253V252H241V251H244V250H246L247 251V253L245 254V256L246 257H248V259L249 260H251V261H253V259H255V262L256 263H258V264H260V255H262V256H264V250L263 251H261L260 249H263L264 247H262V246H260V245H257V244H255L254 243V241L255 240H253V238L254 237H252V234H254L253 232H256V230H255V228H256V224L257 223H259V222H261V223H263L264 222V215ZM11 215H12V213H11ZM25 215H27V214H25ZM82 215H79V216H82ZM222 214H220V215H218V216H221ZM258 215H259V213H258ZM70 216V215H69ZM97 216H99L98 215V211H97ZM108 216H110L109 215V213H108ZM180 216V215H179ZM215 216V215H214ZM226 216H228V215H226ZM235 216V217H236ZM84 217V216H83ZM198 217V216H197ZM216 217H217V215H216ZM217 218H219V217H217ZM223 218V217H222ZM5 219V218H4ZM25 219V217L22 219V216H20V217H14V218H9V221L8 220H6L7 222H13L14 224H19V223H23V221L22 220H24ZM85 219V218H84ZM224 219V218H223ZM194 220V219H193ZM226 220V219H225ZM232 220V219H231ZM25 221V220H24ZM218 221V220H217ZM263 221V222H262ZM97 222V221H96ZM220 222H221V220H220ZM219 222V223H220ZM225 222V221H224ZM227 222V221H226ZM236 222H234V223H236ZM116 223V224H115ZM214 223V222H213ZM218 223V224H219ZM222 223V222H221ZM228 224H230V222H228ZM95 225V224H94ZM222 225H224V224H222ZM68 226V224H65V226H64V228H66ZM225 226H226V224H225ZM9 227H11V226H9ZM87 227H89V229L87 230V232L85 233V229L87 228ZM262 227V226H261ZM226 228V227H225ZM228 228V227H227ZM99 229H97V230H99ZM133 229H134V227H133ZM261 229V228H260ZM208 230V229H207ZM210 230V229H209ZM222 230V229H221ZM7 231V230H6ZM73 232V231H72ZM263 232V231H262ZM26 233H28V232H26ZM26 233H24L23 235H21V236H19V237H17V238H15V239H13V240H10V241H8L7 243H6V245L4 246V245H2L1 247H0V264H18V262H15V259L14 258H16V257H18L16 254L20 251V249H21V246L25 243V241H26V239H27V237H28V235L29 234H26ZM94 235L97 239L96 240H90V235ZM46 234V233H45ZM257 234V233H256ZM46 235H49L48 233L46 234ZM111 235V236H110ZM258 235V234H257ZM263 235L264 234H262L261 235V237H262V239H260L261 241H263L264 242V238H263ZM222 236V235H221ZM259 236V235H258ZM133 237V236H132ZM260 237V236H259ZM86 240H88V243H86L85 242V239ZM89 238V239H88ZM117 238V239H116ZM78 239H79V241H78ZM99 239V240H98ZM225 239V238H224ZM89 240H90V242H89ZM133 240H135L134 238H133ZM227 240V239H226ZM137 241V240H136ZM147 241V240H146ZM151 241V240H150ZM127 242H129L130 243V241H127ZM127 242H122V243H118V246H123V249H125L126 248V245H127ZM135 242V241H134ZM257 242L258 243H261L262 244V242H260L258 239H257ZM138 243V242H137ZM253 243V245H252V248H250L249 247V245H251ZM70 244V245H71ZM154 244V243H153ZM159 245V244H158ZM137 246V245H136ZM138 246H139V244H138ZM74 247V246H73ZM130 247V246H129ZM128 247V248H129ZM132 248H134L133 246H131ZM131 248V249H132ZM142 248V247H141ZM118 249H120V248H118ZM135 249V248H134ZM148 249H150V248H148ZM160 249V248H159ZM24 250V249H23ZM61 250V249H60ZM76 251H78L77 250V248H76ZM129 251V250H128ZM132 251V250H131ZM64 252V251H63ZM67 253V252H66ZM136 253H138V252H136ZM243 254H244V252H243ZM151 255V254H150ZM62 256V255H61ZM60 257V256H59ZM5 258H6V260H5ZM18 259H19V257H18ZM73 259V258H72ZM29 260V259H28ZM30 261V260H29ZM31 262V261H30Z\"/></svg>",
	"mask_w": 264,
	"mask_h": 264
}]
</instances>
